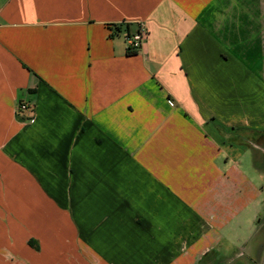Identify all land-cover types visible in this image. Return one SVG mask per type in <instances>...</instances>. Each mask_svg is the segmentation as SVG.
Instances as JSON below:
<instances>
[{"label": "crops", "instance_id": "obj_1", "mask_svg": "<svg viewBox=\"0 0 264 264\" xmlns=\"http://www.w3.org/2000/svg\"><path fill=\"white\" fill-rule=\"evenodd\" d=\"M250 247L261 261L264 0H0V264Z\"/></svg>", "mask_w": 264, "mask_h": 264}, {"label": "rangeland", "instance_id": "obj_2", "mask_svg": "<svg viewBox=\"0 0 264 264\" xmlns=\"http://www.w3.org/2000/svg\"><path fill=\"white\" fill-rule=\"evenodd\" d=\"M253 162H255V157L254 155L251 153H249V151L247 152V154L242 158L241 160V163H242V167L245 171V173L247 175H249V178H252L253 180L256 179L255 177V173L252 172V165H253ZM244 253H243V257H250L254 260V262L252 264H264V252H263V256H262V260H258L257 258V254L255 253V249H253V247H250V248H247V249H244ZM231 255H236L235 253L231 254ZM226 264H229V263H226Z\"/></svg>", "mask_w": 264, "mask_h": 264}, {"label": "built area", "instance_id": "obj_3", "mask_svg": "<svg viewBox=\"0 0 264 264\" xmlns=\"http://www.w3.org/2000/svg\"><path fill=\"white\" fill-rule=\"evenodd\" d=\"M148 31L144 26H140L138 30L133 34H127L126 35V42L128 44V49L131 52H136L140 49L142 46V43L147 38ZM18 111L20 110H27L28 105L26 103H21L18 106Z\"/></svg>", "mask_w": 264, "mask_h": 264}, {"label": "trees", "instance_id": "obj_4", "mask_svg": "<svg viewBox=\"0 0 264 264\" xmlns=\"http://www.w3.org/2000/svg\"><path fill=\"white\" fill-rule=\"evenodd\" d=\"M128 53H129V54H133L134 52H131V51L128 49Z\"/></svg>", "mask_w": 264, "mask_h": 264}]
</instances>
